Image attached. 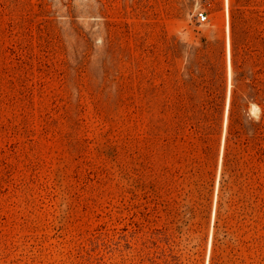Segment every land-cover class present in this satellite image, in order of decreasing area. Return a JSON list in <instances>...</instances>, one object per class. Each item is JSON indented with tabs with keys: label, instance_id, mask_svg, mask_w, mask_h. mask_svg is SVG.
Masks as SVG:
<instances>
[{
	"label": "rangeland",
	"instance_id": "374dc122",
	"mask_svg": "<svg viewBox=\"0 0 264 264\" xmlns=\"http://www.w3.org/2000/svg\"><path fill=\"white\" fill-rule=\"evenodd\" d=\"M238 4L0 0V264H264V0L231 32Z\"/></svg>",
	"mask_w": 264,
	"mask_h": 264
},
{
	"label": "trees",
	"instance_id": "16d2710c",
	"mask_svg": "<svg viewBox=\"0 0 264 264\" xmlns=\"http://www.w3.org/2000/svg\"><path fill=\"white\" fill-rule=\"evenodd\" d=\"M244 0H238V5H232L230 8V28L231 32L236 29H248L252 27V20L246 15V12L242 8Z\"/></svg>",
	"mask_w": 264,
	"mask_h": 264
},
{
	"label": "built area",
	"instance_id": "2783aa9c",
	"mask_svg": "<svg viewBox=\"0 0 264 264\" xmlns=\"http://www.w3.org/2000/svg\"><path fill=\"white\" fill-rule=\"evenodd\" d=\"M206 20H207V15H205L204 12H200L198 14V21L202 23L205 22Z\"/></svg>",
	"mask_w": 264,
	"mask_h": 264
},
{
	"label": "bare ground",
	"instance_id": "6f19581e",
	"mask_svg": "<svg viewBox=\"0 0 264 264\" xmlns=\"http://www.w3.org/2000/svg\"><path fill=\"white\" fill-rule=\"evenodd\" d=\"M228 27H229V25H228Z\"/></svg>",
	"mask_w": 264,
	"mask_h": 264
}]
</instances>
